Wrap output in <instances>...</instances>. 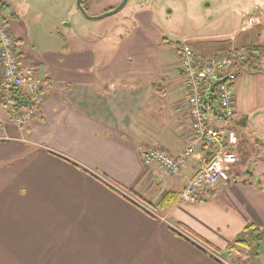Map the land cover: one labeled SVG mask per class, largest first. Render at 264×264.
Listing matches in <instances>:
<instances>
[{
    "label": "crops",
    "instance_id": "0c3cea01",
    "mask_svg": "<svg viewBox=\"0 0 264 264\" xmlns=\"http://www.w3.org/2000/svg\"><path fill=\"white\" fill-rule=\"evenodd\" d=\"M0 12L43 96L23 126L0 102V264H264V240L255 258L234 244L248 223L264 235L259 182L232 177L186 203L179 196L202 144L177 175L142 161L149 148L175 156L193 140L178 42L173 58L160 53L163 32L149 11L135 14L108 61L75 33L76 0H0Z\"/></svg>",
    "mask_w": 264,
    "mask_h": 264
},
{
    "label": "rangeland",
    "instance_id": "374dc122",
    "mask_svg": "<svg viewBox=\"0 0 264 264\" xmlns=\"http://www.w3.org/2000/svg\"><path fill=\"white\" fill-rule=\"evenodd\" d=\"M122 1L81 0L86 14L79 16L80 23H74L75 33L84 39V48H95L99 44L106 61L117 52L123 39L133 32L135 14L143 10L152 14L163 32L160 41L154 39L159 41L158 50L161 54L169 52L171 58L174 57L175 42L182 40L190 41L195 51L204 54H215L226 46H239L243 41L264 46V0H126L117 12L104 15ZM70 14L68 11L66 16L74 22ZM248 17L253 23L250 28ZM81 22L85 24L79 25ZM98 36L101 37L100 42L96 41ZM106 40L108 42H103ZM233 91L234 117L240 122L247 118L244 130L236 124L224 126L233 130L239 140L238 164L243 166L233 174V179L238 183L250 179L252 184L259 182V186L264 188V55L258 71H240ZM206 116L212 126H221L212 112ZM248 169H251V175L243 172ZM238 257L233 254V261Z\"/></svg>",
    "mask_w": 264,
    "mask_h": 264
},
{
    "label": "built area",
    "instance_id": "2783aa9c",
    "mask_svg": "<svg viewBox=\"0 0 264 264\" xmlns=\"http://www.w3.org/2000/svg\"><path fill=\"white\" fill-rule=\"evenodd\" d=\"M248 23L251 18H248ZM178 71L186 91V105L191 119L193 140L177 155L172 156L158 148H149L142 155L145 165L156 164L162 171L177 175L193 154L197 143L205 154L194 176L186 183L179 201L193 203L207 196L218 186L232 180L238 164L239 140L226 125L234 124V91L239 65L247 58L245 49L224 51L216 55L199 57L193 46L183 41L176 47ZM214 85L211 97L206 93ZM19 88L30 103L29 108L16 111L12 105L11 90ZM43 96L32 69L23 70L5 18L0 12V102L17 126H23L37 117ZM212 112L220 127L207 120Z\"/></svg>",
    "mask_w": 264,
    "mask_h": 264
},
{
    "label": "trees",
    "instance_id": "16d2710c",
    "mask_svg": "<svg viewBox=\"0 0 264 264\" xmlns=\"http://www.w3.org/2000/svg\"><path fill=\"white\" fill-rule=\"evenodd\" d=\"M82 3V2H81ZM84 11L86 10L82 5ZM248 52L247 58L239 65V70L237 71V76L239 75L241 70H249V71H258L260 67V60L264 55V47L263 46H255L248 45L246 47ZM11 100L12 105L16 111H21L29 108L30 103L28 101L27 96L23 93L19 88H13L11 90ZM167 195H164L160 204H164L167 201ZM200 200V199H198ZM160 205V206H161ZM180 228L185 230L189 235H191L196 241L199 243L208 246L212 252H219L217 249L213 248L207 241L201 239L195 233L184 227L183 225H178ZM173 231V230H172ZM264 235L263 233L253 224L248 223L245 225L243 230L236 236L234 244L243 247L246 250L247 255L250 258H255L259 254L260 246L263 243ZM197 246V245H196ZM199 248V247H198ZM227 250L232 248V245L226 247Z\"/></svg>",
    "mask_w": 264,
    "mask_h": 264
},
{
    "label": "water",
    "instance_id": "95a60500",
    "mask_svg": "<svg viewBox=\"0 0 264 264\" xmlns=\"http://www.w3.org/2000/svg\"><path fill=\"white\" fill-rule=\"evenodd\" d=\"M76 2H77V7L81 10L82 13L85 14L84 10L81 7V0H76ZM125 2H126V0H123L117 7H115L113 10H111L109 12H106L104 15H108V14L117 12L125 4ZM213 87H214V85H211L209 87L208 92L206 93L207 98L211 97V94L213 92Z\"/></svg>",
    "mask_w": 264,
    "mask_h": 264
},
{
    "label": "flooded vegetation",
    "instance_id": "af4514ba",
    "mask_svg": "<svg viewBox=\"0 0 264 264\" xmlns=\"http://www.w3.org/2000/svg\"><path fill=\"white\" fill-rule=\"evenodd\" d=\"M118 6V5H117ZM81 7H82V5H81ZM115 8V7H114ZM113 8V9H114ZM83 9V8H82ZM113 9H111V10H113ZM84 10V9H83ZM111 10H109V11H111ZM81 11V10H80ZM85 12V11H84ZM85 14H86V12H85ZM246 20H248V19H246ZM259 36H260V34H259ZM249 45H257V46H262V45H259V44H255V42H253V43H250ZM264 47V46H263ZM261 61V60H260ZM242 121H241V124H243V126H242V128H243V130L247 127V118L245 117V118H242L241 119ZM245 169H247V168H245ZM250 170L251 169H248V171H246V170H243V172L244 173H247V174H249V175H251L249 172H250Z\"/></svg>",
    "mask_w": 264,
    "mask_h": 264
}]
</instances>
